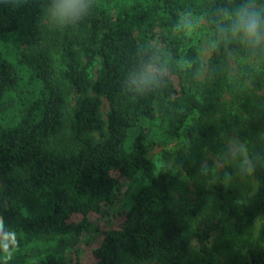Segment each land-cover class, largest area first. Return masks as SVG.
Listing matches in <instances>:
<instances>
[{
  "label": "trees",
  "instance_id": "1",
  "mask_svg": "<svg viewBox=\"0 0 264 264\" xmlns=\"http://www.w3.org/2000/svg\"><path fill=\"white\" fill-rule=\"evenodd\" d=\"M250 3L264 8V0H93L82 20L62 25L57 68L43 44L51 0H0V245L10 250H0V264H82L76 255L95 228L90 216L116 212L122 218L103 230L94 264H264V246L245 253L247 230L229 220L246 198L238 187L245 172L243 156L228 162L219 140L238 98L226 101L229 70L244 59L258 61L249 69L262 91L248 146L264 134V52L221 43L200 80L197 46L175 28L191 11L215 40L221 12ZM151 63L164 69L159 85L133 93L129 78ZM67 91L75 94L70 113ZM153 152L173 159L178 174L157 169ZM211 154L224 159L230 179L209 182L210 166L201 168ZM254 163L264 197V150ZM260 209L264 243V198ZM194 237L207 243L194 248Z\"/></svg>",
  "mask_w": 264,
  "mask_h": 264
},
{
  "label": "rangeland",
  "instance_id": "2",
  "mask_svg": "<svg viewBox=\"0 0 264 264\" xmlns=\"http://www.w3.org/2000/svg\"><path fill=\"white\" fill-rule=\"evenodd\" d=\"M182 14V13H181ZM180 14V15H181ZM179 15V17H180ZM193 16L199 20V27L194 31V33L190 37H185V40L191 44L197 46L198 53L203 65L202 72L199 74V79L202 80L205 77V73L208 70L209 58L211 56L212 50L214 48L212 42L214 41V34L212 28L208 25L207 20L199 15ZM42 27L45 32V40L43 44L48 45L50 47V51L54 58V64L57 68H61V60H60V49L58 46L57 38H60L64 34V28L55 20H49L48 13H46L45 18L42 21ZM258 61L253 62L249 59H244L238 62L233 61L230 67V78L233 82L231 91L226 93V101L229 102L231 96L233 94L237 95L236 101L232 103V115L233 124L226 130L222 132L219 137L221 143H223V154H227L228 162H234L233 156L236 153H240L243 156L241 161V169L245 172L238 183L239 188H243V192L246 195L244 200H238L239 203L242 204V207L239 212L238 217H230L229 220L233 222L241 223L247 230L248 234V243L246 247L243 249L245 253L249 251L250 248L255 247L257 245L264 246V243L258 240V229L260 224L263 221V213L260 209V205L262 202L263 196H260L259 192V178L257 177V173L254 171L251 175L247 173L245 168L243 167L245 161L247 159H251L252 163H254L255 156L264 150V134H259L261 139L257 137V143L253 144V146H248L250 140H254L256 135L252 134L253 124L250 123V114L253 110L252 107L255 104L256 96L262 93L259 88H256L253 83V71L249 68L257 69ZM98 69V64L96 63L91 69V77L94 78L96 76V71ZM67 112L70 113L72 111V107L75 103V94L67 91ZM108 109L107 102L103 99L101 112L104 116ZM247 132V133H246ZM244 133V136L247 137L244 140L241 134ZM263 138V139H262ZM184 143L183 139L175 141L172 143L168 150L176 149ZM245 145L246 151L240 152L237 150L239 145ZM260 149V152H259ZM152 159L157 167V169L169 171L172 175H176L179 172L177 166L174 165L173 159L165 158L161 152H153ZM224 159L220 158V154H211L209 155V159L205 162V166L209 165L211 168V179L209 182L215 183L225 177V173H229L227 169L226 163L223 161ZM230 174V173H229ZM180 178H184V173L179 174ZM247 187V189L245 188ZM189 191L184 194V202H190L192 200V188L188 189ZM184 191V190H182ZM181 191V192H182ZM180 191L175 192V196L181 198ZM107 218H103L100 216H90V222L93 225L92 230L88 235V241L85 243H81L78 246V254L76 257L79 259L82 264H94L96 261L95 256L92 253V249L96 247L102 237V232L105 228L110 226H114L118 224L122 216L119 213H112L106 216ZM201 220V218H200ZM203 225V223H201ZM51 240V239H48ZM207 240L203 237H194L191 240V245L194 248H200L203 244H206ZM145 264H156L154 262H147Z\"/></svg>",
  "mask_w": 264,
  "mask_h": 264
},
{
  "label": "clouds",
  "instance_id": "3",
  "mask_svg": "<svg viewBox=\"0 0 264 264\" xmlns=\"http://www.w3.org/2000/svg\"><path fill=\"white\" fill-rule=\"evenodd\" d=\"M93 0H51L47 8L49 20H55L60 25L74 24L82 20L92 7ZM222 19L217 23L216 39L212 42L214 47L221 43L227 45L234 42L239 43L251 54L264 52V8L250 4H241L235 11L223 10ZM199 27V20L193 16L191 11L180 15L175 28L183 32L185 37H190ZM164 69L159 63H151L144 66L133 78L130 77L128 88L133 93L151 91L159 85ZM133 85L135 87H133ZM240 152H245V145L237 147ZM249 175L255 171V165L251 159H247L243 165ZM201 171L207 173L208 169L202 165ZM230 179V174L225 173ZM5 255H10V250L0 245Z\"/></svg>",
  "mask_w": 264,
  "mask_h": 264
}]
</instances>
